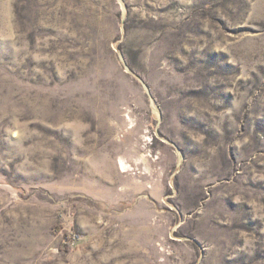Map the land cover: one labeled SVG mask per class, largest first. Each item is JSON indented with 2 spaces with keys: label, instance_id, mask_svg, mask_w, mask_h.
Segmentation results:
<instances>
[{
  "label": "rangeland",
  "instance_id": "rangeland-1",
  "mask_svg": "<svg viewBox=\"0 0 264 264\" xmlns=\"http://www.w3.org/2000/svg\"><path fill=\"white\" fill-rule=\"evenodd\" d=\"M0 264H264V0H0Z\"/></svg>",
  "mask_w": 264,
  "mask_h": 264
},
{
  "label": "bare ground",
  "instance_id": "bare-ground-1",
  "mask_svg": "<svg viewBox=\"0 0 264 264\" xmlns=\"http://www.w3.org/2000/svg\"><path fill=\"white\" fill-rule=\"evenodd\" d=\"M121 164L123 166V171H127V169H126V163H125L124 159H121Z\"/></svg>",
  "mask_w": 264,
  "mask_h": 264
}]
</instances>
